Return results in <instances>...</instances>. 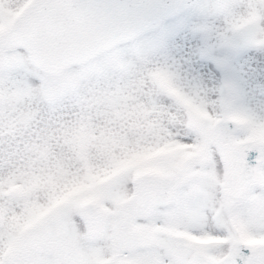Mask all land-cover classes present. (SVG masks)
Segmentation results:
<instances>
[{
  "label": "snow or ice",
  "instance_id": "6c2138e0",
  "mask_svg": "<svg viewBox=\"0 0 264 264\" xmlns=\"http://www.w3.org/2000/svg\"><path fill=\"white\" fill-rule=\"evenodd\" d=\"M0 264H264V0H0Z\"/></svg>",
  "mask_w": 264,
  "mask_h": 264
}]
</instances>
